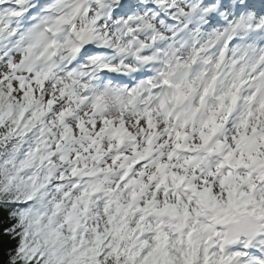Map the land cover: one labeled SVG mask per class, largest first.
<instances>
[{"label": "snow or ice", "instance_id": "1", "mask_svg": "<svg viewBox=\"0 0 264 264\" xmlns=\"http://www.w3.org/2000/svg\"><path fill=\"white\" fill-rule=\"evenodd\" d=\"M0 264H264V0H0Z\"/></svg>", "mask_w": 264, "mask_h": 264}]
</instances>
